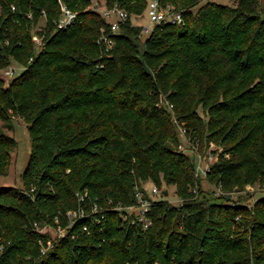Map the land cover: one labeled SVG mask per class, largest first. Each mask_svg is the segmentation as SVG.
I'll list each match as a JSON object with an SVG mask.
<instances>
[{
    "label": "trees",
    "instance_id": "1",
    "mask_svg": "<svg viewBox=\"0 0 264 264\" xmlns=\"http://www.w3.org/2000/svg\"><path fill=\"white\" fill-rule=\"evenodd\" d=\"M62 1L68 28L59 0H0V72L22 69L0 75V177L18 144L2 125L19 116L31 139L22 185L0 184V264H264V194L231 196L264 187V0H158L183 21L154 23L142 51L151 0H100L129 14L109 48L92 0ZM185 141L216 145L206 176ZM138 189L148 226L127 210Z\"/></svg>",
    "mask_w": 264,
    "mask_h": 264
},
{
    "label": "built area",
    "instance_id": "2",
    "mask_svg": "<svg viewBox=\"0 0 264 264\" xmlns=\"http://www.w3.org/2000/svg\"><path fill=\"white\" fill-rule=\"evenodd\" d=\"M60 4V9H61V17L58 21V27L59 28H68L71 26L76 18V12L70 9L64 1L59 0ZM91 7L102 13V15L108 19L111 22V31L109 33H105L103 29V33L101 37L98 39L99 43H105L107 47H112L114 44V35L118 32L119 30V21H125L129 17L128 12L119 7L117 4H115L112 7H108L104 2H101L100 0H92V5ZM147 15L150 18V22L157 23V22H162V21H170L172 23H181L183 21V16L181 12H177L175 10H172L170 8H165L162 7L158 0H151L149 2V5L147 7ZM141 17V16H138ZM151 28L148 26H144V32L148 33L150 32ZM36 40H38L37 37H35ZM13 69L6 70L4 74L12 76L13 74ZM172 106L170 105V108ZM180 131L183 135H185L186 129L181 127ZM193 145V150L192 152L195 153L196 155V175L197 176H206L208 172L210 171L212 165L217 161L218 156L217 154L216 157L213 155L212 151L206 153L205 155L199 153L197 144H192ZM214 144L212 143V146ZM180 148H183L184 150L186 149L183 145H180ZM159 187L157 185H154L151 192H148V195L151 197L152 200L156 199L153 197V195L159 194ZM136 197H137V204L130 206L127 208V210L131 213H134L136 216L139 217L141 221L145 222V226H148L151 222L146 216L148 210L150 209L151 206V199L146 198L144 195V192L141 190H137L136 192ZM82 199L83 196L81 197ZM69 215L72 216H78L77 212H69ZM81 216L85 215L84 211H81L80 213ZM87 229V228H86ZM42 230V229H41ZM65 230L62 229L61 227L58 228V235H64Z\"/></svg>",
    "mask_w": 264,
    "mask_h": 264
},
{
    "label": "rangeland",
    "instance_id": "3",
    "mask_svg": "<svg viewBox=\"0 0 264 264\" xmlns=\"http://www.w3.org/2000/svg\"><path fill=\"white\" fill-rule=\"evenodd\" d=\"M212 1H216L218 3L221 4H228V5H234L236 0H212ZM134 22L144 25V26H148L149 28H152V26L154 25L152 22H150V18L149 16L146 14H143L141 17H136L134 18ZM145 35L146 33H143L142 35V40H141V51L143 50L144 46H145ZM15 67L12 68L13 70V77L17 74H19L22 69L19 67V65H14ZM10 70V69H9ZM1 76L5 77L6 82H9L11 80L12 77H10V75H4L3 72H0ZM2 125V123H1ZM3 129L4 131L13 136L16 140H17V147L16 149L12 152V161H11V166H10V170L9 173L6 176H2L0 177V184L3 186H18L20 187L22 185V181H21V173L24 171L29 156H30V152H31V139L29 136V131H28V124L19 116H15L12 120V127H5L4 125ZM192 144H196V143H191L190 141H185L183 146L188 150L187 152L190 153L193 156V145ZM217 149L216 145L214 144L212 146V143L210 144V148L208 149V152L212 151V150ZM209 154V153H208ZM215 157L216 155L213 154ZM202 184L204 185L205 188H210L212 189L211 185L209 184V182L207 180H203ZM155 184L152 181H147L144 183V187L146 189V191L151 192L153 186ZM164 187V188H163ZM162 188H159V194L157 195H153L154 198L158 199L159 197H161L163 195V190L167 191V198L174 204H179L180 199L178 197V195L176 194V187L174 185H170V186H163ZM165 191V192H166ZM252 195V199L256 198L258 195H262L264 194V187H260L259 185H255L253 187H249V190L247 191H235L231 194L232 198L234 200L239 199L242 196H246V195ZM248 199V200H249ZM250 200V201H251ZM51 230V234L56 236V234H58V230H54L49 226H46V224L42 225V230L43 231H47V230Z\"/></svg>",
    "mask_w": 264,
    "mask_h": 264
},
{
    "label": "water",
    "instance_id": "4",
    "mask_svg": "<svg viewBox=\"0 0 264 264\" xmlns=\"http://www.w3.org/2000/svg\"><path fill=\"white\" fill-rule=\"evenodd\" d=\"M165 193L167 194V191Z\"/></svg>",
    "mask_w": 264,
    "mask_h": 264
}]
</instances>
